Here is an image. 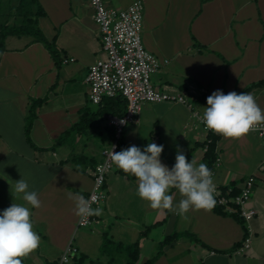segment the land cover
Here are the masks:
<instances>
[{"label":"crops","instance_id":"0c3cea01","mask_svg":"<svg viewBox=\"0 0 264 264\" xmlns=\"http://www.w3.org/2000/svg\"><path fill=\"white\" fill-rule=\"evenodd\" d=\"M5 1L10 8L5 12L0 2L4 15L0 24H22L15 13L19 0ZM37 1L45 12L38 26L55 42L59 64L28 35L7 36L0 51V210L25 203L14 190L22 177L41 201L40 208L31 209L41 243L21 258L22 264H56L70 242L78 248V257H85L83 264L88 260L125 264V256L119 260L106 249L101 253L105 237L123 245L138 241L135 264H144L173 233H190L197 240L189 235L177 238L162 248L153 264H264V142L251 131L240 138L220 135L213 168L216 186L237 190L248 175H256L248 206L257 215L250 221L251 247L244 253L237 251L246 234L245 223L212 209H190L186 219L167 209H153L138 195V179L114 166L105 179L102 214L93 216L91 226L77 225L76 204L69 194L87 197L94 167L113 135L108 124L113 115L101 114L99 105L89 100L85 80L88 68L104 51L87 0ZM103 1L121 9L133 0ZM141 1L145 3L142 42L161 61L168 60L151 75L155 88L179 92L192 86L194 106L203 114L206 99L215 90L240 92L264 80V0ZM171 5L173 9L167 10ZM248 92L264 109V83ZM43 97L46 101L37 107L30 130L32 142L43 148L37 149L26 140L25 124L30 99ZM82 114H87L84 125L61 139ZM205 138L206 132L185 105L145 102L138 121L125 127L121 148L133 144L143 148L154 142L164 145L161 160L169 167L178 148L198 165L203 163ZM171 191L178 204L184 197L178 189Z\"/></svg>","mask_w":264,"mask_h":264},{"label":"clouds","instance_id":"9594fccd","mask_svg":"<svg viewBox=\"0 0 264 264\" xmlns=\"http://www.w3.org/2000/svg\"><path fill=\"white\" fill-rule=\"evenodd\" d=\"M206 104L201 117L206 128L227 138H240L264 123V109L251 92L225 94L218 89L207 97ZM114 147L111 146L112 160L123 172L138 179L137 193L151 208L167 209L186 219L190 209L211 210L215 206L217 186L212 170L206 163L197 165L195 160H189L183 149H177L175 163L169 167L161 160L162 144L153 142L143 148L133 144L119 152H114ZM172 189H178L184 197L178 204L174 203ZM14 190L22 194L25 203H12L0 210V264H22L21 258L41 243L31 218V209L41 207L38 192L24 177L15 182ZM69 198L75 201L76 215L80 217L100 216L103 212L100 207L93 208L92 201L82 193H70Z\"/></svg>","mask_w":264,"mask_h":264},{"label":"built area","instance_id":"2783aa9c","mask_svg":"<svg viewBox=\"0 0 264 264\" xmlns=\"http://www.w3.org/2000/svg\"><path fill=\"white\" fill-rule=\"evenodd\" d=\"M93 9V20L97 24L102 42L104 56L96 60L87 71L86 83L89 88V100L99 104L103 97L123 95L127 100L126 112L121 116H109L108 124L113 127V135L109 146L102 151V160L97 163L92 172L93 184L86 198L92 201L91 206L97 208L106 198L104 183L111 171L114 161L111 158V146L114 152H119L120 143L125 127L138 121L141 106L145 102L170 101L185 105L191 110L200 127L206 132L204 141L210 142L207 129L194 106L193 95L196 94L192 86L179 92L158 89L152 85L151 75L157 72L163 63L152 52L145 48L141 39L143 21V3L133 0L126 8L108 7L103 0H87ZM70 60H73L71 58ZM64 59L63 62H66ZM251 132L264 142V123L255 125ZM204 151L207 144L204 145ZM217 158L214 164L217 162ZM213 164V166H214ZM264 169V159L261 162ZM213 172V171H212ZM256 175H248L237 193H232L229 187L217 186L215 193L216 205L222 207L227 214L238 215L246 224V234L238 253H244L251 247L252 232L250 221L257 215V210L248 206ZM95 198V199H93ZM94 221V217H80L77 225L87 227ZM78 257V248L71 244L65 247L56 264H73Z\"/></svg>","mask_w":264,"mask_h":264},{"label":"trees","instance_id":"16d2710c","mask_svg":"<svg viewBox=\"0 0 264 264\" xmlns=\"http://www.w3.org/2000/svg\"><path fill=\"white\" fill-rule=\"evenodd\" d=\"M15 13L18 16L22 17V24L20 25H9V24H0V51L4 50V40L7 36L15 35V36H21V35H28L33 38L34 41L39 42L43 44V46L47 49L52 59L55 61L56 64H59V51L55 45L54 41L48 40L45 35L43 34L42 30L38 26V18L45 14L44 10L41 8L40 4L37 0H19L16 8ZM198 42L194 41V44L196 45ZM201 45V44H200ZM264 83V80H260L257 82H254L250 85H248L245 89H243L240 92H248L252 87L261 85ZM46 101V97L43 98H32L29 101L28 110H27V117H26V124H25V136L26 140L29 142L31 146L37 149H43L42 147H38L35 145L31 138H30V130L32 127V124L36 118V109L37 107ZM99 105V112L101 114H112L113 116L121 117L125 112L127 108V100L126 98L118 94L114 97H103ZM87 110V108H86ZM87 114H82L80 120L75 123L71 128H69L67 131L63 133V135L60 137L63 139L65 137L66 133L75 132L76 128L84 125V121L87 120L86 117ZM87 126V125H85ZM65 134V135H64ZM220 134H217L215 132H210L208 134V138L211 140L210 142H203L204 145L207 144V149L204 151L203 154V163H206L208 167L213 171V164L217 158L216 153V143L217 139L219 138ZM59 139L57 141V144H60L62 141ZM152 143V142H151ZM57 144L51 146L50 148H55ZM159 145V144H158ZM121 143L119 151L121 150ZM123 172V171H122ZM225 190V187L222 188ZM237 189H233L232 193H237ZM212 210L219 212L221 214H227L222 207L215 206L212 208ZM232 217H234L237 221H239L241 224H243V220L236 214H230ZM146 228L141 231V235L146 232ZM183 235H189L193 236L196 240L197 238L190 234V233H173L170 235H167L163 241L161 242V249L159 252L148 259L144 264H153L156 260V256L161 252L162 248L166 245L171 243L172 241H175L177 238L183 236ZM109 247H113L116 249L117 253L123 251L124 256L127 258V262L125 264H135V262L139 258L140 254V248L138 241H135L134 243H129L128 245H123L121 243H115L114 241L110 240L109 238L105 237L103 240V243L101 245V253H104V249L108 250ZM122 248V249H121ZM108 253V252H107ZM111 256L114 257V254L111 253ZM85 261V257L79 256L74 260V264H83ZM94 260H88L86 264H93Z\"/></svg>","mask_w":264,"mask_h":264},{"label":"rangeland","instance_id":"374dc122","mask_svg":"<svg viewBox=\"0 0 264 264\" xmlns=\"http://www.w3.org/2000/svg\"><path fill=\"white\" fill-rule=\"evenodd\" d=\"M0 2H1V7L4 8V11H5V12L9 11V8H10V7L7 6V5H5V4H3L4 2L6 3L7 1H5V0H0ZM4 5H5V6H4ZM143 5H144L143 17H144V13H145V3H144ZM172 9H173V5L169 6L167 10L170 11V10H172ZM3 17H4V15H3V10H1V12H0V22H2V21L4 20ZM143 22H144V18H143L142 23H143ZM142 31H143V28H142ZM142 37H143V32H141V39H142ZM113 166H114L115 168H118V167L116 166L115 163H114ZM117 208H119V207L117 206ZM89 226H91V225H89ZM109 237H110V236H109ZM111 249H112V251H113V254L116 253L117 256L119 255V260H120L121 256L124 257V253H123V251L117 253L116 249H114L113 247H109V248H108V255H109V256H110V254H111Z\"/></svg>","mask_w":264,"mask_h":264}]
</instances>
